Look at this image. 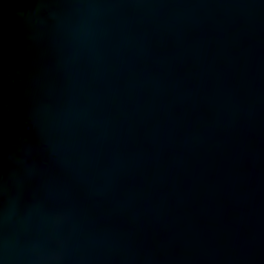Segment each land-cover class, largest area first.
Returning <instances> with one entry per match:
<instances>
[{"label": "water", "instance_id": "water-1", "mask_svg": "<svg viewBox=\"0 0 264 264\" xmlns=\"http://www.w3.org/2000/svg\"><path fill=\"white\" fill-rule=\"evenodd\" d=\"M0 264H264V0H0Z\"/></svg>", "mask_w": 264, "mask_h": 264}]
</instances>
